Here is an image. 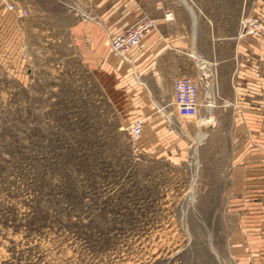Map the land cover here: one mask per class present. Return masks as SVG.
Instances as JSON below:
<instances>
[{"label":"rangeland","instance_id":"374dc122","mask_svg":"<svg viewBox=\"0 0 264 264\" xmlns=\"http://www.w3.org/2000/svg\"><path fill=\"white\" fill-rule=\"evenodd\" d=\"M16 2L0 22V264H264L217 66L187 64L201 108L182 117L173 83L137 98L111 34L106 58L82 55L69 29L85 0Z\"/></svg>","mask_w":264,"mask_h":264},{"label":"crops","instance_id":"0c3cea01","mask_svg":"<svg viewBox=\"0 0 264 264\" xmlns=\"http://www.w3.org/2000/svg\"><path fill=\"white\" fill-rule=\"evenodd\" d=\"M12 2L17 3L0 0V22ZM77 7L87 18L74 20L69 31L86 57L106 58L108 34L130 27L143 15L154 19L156 29L130 53L131 88L137 98L140 88L157 95L159 82L172 84L184 76L188 63L207 71L217 66L218 101L232 107L227 116L242 136L234 170L253 185L249 198L259 200L255 214L264 217V39L238 35L240 18L264 13V0H85Z\"/></svg>","mask_w":264,"mask_h":264},{"label":"built area","instance_id":"2783aa9c","mask_svg":"<svg viewBox=\"0 0 264 264\" xmlns=\"http://www.w3.org/2000/svg\"><path fill=\"white\" fill-rule=\"evenodd\" d=\"M6 8L8 11L14 10L12 3H8ZM153 26L151 20H145L133 27L111 34L109 37L111 54L122 61L130 62L129 54L140 44L143 36L153 29ZM239 29L240 36L264 35V13L241 19ZM200 85L199 81L188 77L177 78L173 81L172 103L178 115L182 117L196 115L200 106ZM129 133L134 141H139L143 133L142 122L134 120L129 125Z\"/></svg>","mask_w":264,"mask_h":264}]
</instances>
